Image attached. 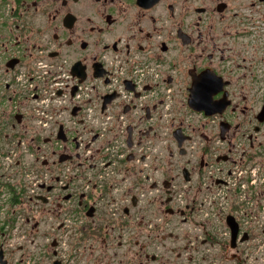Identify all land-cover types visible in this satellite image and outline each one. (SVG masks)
Wrapping results in <instances>:
<instances>
[{"label": "flooded vegetation", "instance_id": "af4514ba", "mask_svg": "<svg viewBox=\"0 0 264 264\" xmlns=\"http://www.w3.org/2000/svg\"><path fill=\"white\" fill-rule=\"evenodd\" d=\"M0 264H264V0H0Z\"/></svg>", "mask_w": 264, "mask_h": 264}]
</instances>
